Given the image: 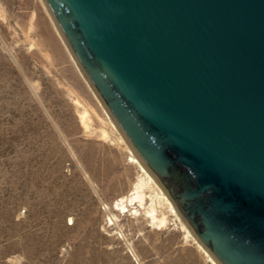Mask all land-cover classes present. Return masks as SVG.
<instances>
[{
    "label": "water",
    "instance_id": "95a60500",
    "mask_svg": "<svg viewBox=\"0 0 264 264\" xmlns=\"http://www.w3.org/2000/svg\"><path fill=\"white\" fill-rule=\"evenodd\" d=\"M43 1L197 242L264 264V0Z\"/></svg>",
    "mask_w": 264,
    "mask_h": 264
},
{
    "label": "rangeland",
    "instance_id": "374dc122",
    "mask_svg": "<svg viewBox=\"0 0 264 264\" xmlns=\"http://www.w3.org/2000/svg\"><path fill=\"white\" fill-rule=\"evenodd\" d=\"M70 53L43 0H0V264H218L159 184L129 202L142 164Z\"/></svg>",
    "mask_w": 264,
    "mask_h": 264
},
{
    "label": "bare ground",
    "instance_id": "6f19581e",
    "mask_svg": "<svg viewBox=\"0 0 264 264\" xmlns=\"http://www.w3.org/2000/svg\"><path fill=\"white\" fill-rule=\"evenodd\" d=\"M71 54V53H70ZM74 59V58H73ZM74 62L76 63V61H75V59H74ZM76 65H77V63H76ZM78 68H79V66H78ZM79 70H80V68H79ZM81 71V70H80ZM88 84V83H87ZM109 130H115L116 129V127L112 124V123H109L108 124V127H107ZM107 131V130H106ZM116 134V133H115ZM109 135V134H108ZM132 154V153H131ZM133 155V154H132ZM133 162H135V163H137V164H140V162H139V160L137 159V156L136 155H133ZM140 167H141V170H142V175L140 176V180H139V182H138V185L136 186L137 188V190L138 191H136L135 193H133L132 194V196H131V198H130V200H129V202L130 203H132V202H134V201H137V200H142L143 201V196L141 195V193H140V190H141V188H143V186L144 185H146V184H148V185H151V186H153L154 187V189L155 188H158V182L152 177V175L145 169V167H143L142 165H140ZM152 187V188H153ZM150 189V188H149ZM143 191V190H142ZM153 191V190H152ZM158 191H159V194H156V202H158V204H161V206H163V207H165V209H168V211H167V215H171V216H174V217H176V220L177 221H180L181 222V220H180V217H179V215H178V213H177V210H176V208L174 207V205L171 203V200L170 199H168L167 197H166V195H165V193H163L161 190H159L158 189ZM154 192V191H153ZM158 195H160V196H158ZM122 201V200H121ZM141 201V202H142ZM123 202V201H122ZM127 203V202H126ZM124 206V205H123ZM160 206V205H159ZM162 208V207H161ZM125 209H126V207H125ZM149 212V211H148ZM150 213H152V212H150ZM153 219L154 220H156V218L155 217H153ZM160 224L161 225H163V224H165L166 223V218H162L160 221ZM214 264H216L215 262H214Z\"/></svg>",
    "mask_w": 264,
    "mask_h": 264
}]
</instances>
